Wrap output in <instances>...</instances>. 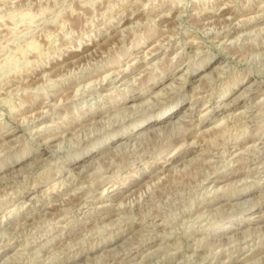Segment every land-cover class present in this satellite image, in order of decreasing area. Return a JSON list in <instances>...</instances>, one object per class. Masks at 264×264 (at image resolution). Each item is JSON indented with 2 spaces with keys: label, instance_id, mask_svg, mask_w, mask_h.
I'll return each instance as SVG.
<instances>
[{
  "label": "rangeland",
  "instance_id": "obj_1",
  "mask_svg": "<svg viewBox=\"0 0 264 264\" xmlns=\"http://www.w3.org/2000/svg\"><path fill=\"white\" fill-rule=\"evenodd\" d=\"M0 264H264V0H0Z\"/></svg>",
  "mask_w": 264,
  "mask_h": 264
},
{
  "label": "bare ground",
  "instance_id": "obj_2",
  "mask_svg": "<svg viewBox=\"0 0 264 264\" xmlns=\"http://www.w3.org/2000/svg\"><path fill=\"white\" fill-rule=\"evenodd\" d=\"M222 6V5H221ZM251 16V15H250ZM254 18V17H253ZM210 19V18H209ZM255 19V18H254ZM235 23V22H234ZM224 28V27H223ZM221 41V40H220ZM193 42V41H192ZM152 53V52H151ZM146 58V57H145ZM206 74V73H205ZM247 80V79H246ZM75 88V87H74ZM243 89V90H242ZM241 90L243 91L242 93L246 92V93H250L251 95H255V92H257L255 89H252L250 84H246V81L243 82L242 86H241ZM239 95V94H238ZM243 95V94H242ZM241 95V96H242ZM137 97H133L131 100H136ZM228 103V102H227ZM254 107V106H253ZM246 109V108H245ZM169 115V113H168ZM167 115V116H168ZM255 117V116H254ZM257 117V116H256ZM32 119V118H31ZM224 122V121H223ZM249 126V125H248ZM36 129V128H35ZM238 135V134H237ZM211 137V136H209ZM209 141V140H208ZM60 144V143H59ZM57 149V148H56ZM54 150V149H53ZM227 158V157H226ZM169 161V160H168ZM222 162V161H221ZM176 167V166H175ZM207 171V170H206ZM156 180V179H155ZM217 180V179H216ZM187 183V182H186ZM172 185V184H171ZM182 185V184H181ZM207 189V188H206ZM187 191V190H186ZM87 196V195H86ZM242 197V196H239ZM30 199V198H29ZM161 199V198H160ZM166 199V198H165ZM29 201V200H28ZM224 236V235H223ZM152 251V250H151Z\"/></svg>",
  "mask_w": 264,
  "mask_h": 264
}]
</instances>
